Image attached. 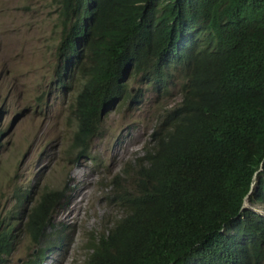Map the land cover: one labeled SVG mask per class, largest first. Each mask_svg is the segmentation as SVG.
<instances>
[{
    "label": "trees",
    "instance_id": "1",
    "mask_svg": "<svg viewBox=\"0 0 264 264\" xmlns=\"http://www.w3.org/2000/svg\"><path fill=\"white\" fill-rule=\"evenodd\" d=\"M52 1L63 26L56 74L83 78L80 154L105 109L148 91L181 95L128 164L122 215L92 236L85 264H264V215L244 207L264 209V0ZM63 198L46 189L29 208L24 229L45 242L25 264H43ZM13 219L0 215V264L15 248Z\"/></svg>",
    "mask_w": 264,
    "mask_h": 264
},
{
    "label": "rangeland",
    "instance_id": "2",
    "mask_svg": "<svg viewBox=\"0 0 264 264\" xmlns=\"http://www.w3.org/2000/svg\"><path fill=\"white\" fill-rule=\"evenodd\" d=\"M62 30L52 0H0V215L17 224L5 264H25L44 246L32 242L23 223L46 189H61L65 199L52 214L45 264H85L92 236L122 215L115 200L133 184L128 164L143 154L165 109L181 101L175 87L105 109L99 133L80 154L73 104L82 81L56 80Z\"/></svg>",
    "mask_w": 264,
    "mask_h": 264
},
{
    "label": "clouds",
    "instance_id": "3",
    "mask_svg": "<svg viewBox=\"0 0 264 264\" xmlns=\"http://www.w3.org/2000/svg\"><path fill=\"white\" fill-rule=\"evenodd\" d=\"M61 63H57V67H58V65H60ZM57 69V68H56ZM56 69H55V73H56ZM58 75V74H57ZM71 77H73L72 76V74L70 75ZM74 76H78L77 74H75ZM79 77V79L81 80V81H83V78L82 77H80V76H78ZM69 78V76H67L64 80H63V77H61V75H60V77H58V78H56V80L57 81H60L61 83L63 82V83H66V80ZM133 84H135V83H133ZM138 85V84H137ZM131 86H132V84H131ZM81 87H82V84H81ZM133 89V88H132ZM81 90V89H80ZM139 91H140V85H139V88L137 89V91H132V93H139ZM79 93V92H78ZM78 96V95H77ZM144 98V97H143ZM143 98H142V100H143ZM142 100L140 101V102H138V103H141L142 102ZM75 103V102H74ZM74 105V104H73ZM75 107V106H74ZM112 108V107H111ZM76 110V109H75ZM86 153V152H85ZM82 154H84V153H82ZM63 195H64V193H63ZM23 196H25V193L23 194ZM65 199V195H64V198H63V200ZM63 200H62V202H63ZM61 202V203H62ZM60 203V204H61ZM256 205H259V204H252V206H256ZM251 206V208H253L255 211H257V212H259L261 215H264V209H263V207H262V205H260V207H261V209H262V211H259V210H256L254 207H252ZM244 207H250V206H247L246 205V203L244 202ZM56 209V208H55ZM55 211V210H54ZM43 264H45V259L43 260Z\"/></svg>",
    "mask_w": 264,
    "mask_h": 264
},
{
    "label": "bare ground",
    "instance_id": "4",
    "mask_svg": "<svg viewBox=\"0 0 264 264\" xmlns=\"http://www.w3.org/2000/svg\"><path fill=\"white\" fill-rule=\"evenodd\" d=\"M79 127V126H78Z\"/></svg>",
    "mask_w": 264,
    "mask_h": 264
}]
</instances>
